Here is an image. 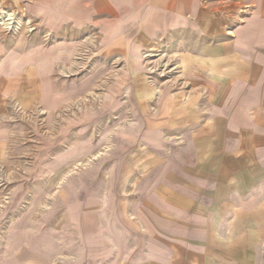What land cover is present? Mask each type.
I'll return each mask as SVG.
<instances>
[{
  "label": "crops",
  "instance_id": "crops-1",
  "mask_svg": "<svg viewBox=\"0 0 264 264\" xmlns=\"http://www.w3.org/2000/svg\"><path fill=\"white\" fill-rule=\"evenodd\" d=\"M30 1L49 43L0 61V264H264V0ZM62 84L81 183L44 204L9 121Z\"/></svg>",
  "mask_w": 264,
  "mask_h": 264
},
{
  "label": "rangeland",
  "instance_id": "rangeland-1",
  "mask_svg": "<svg viewBox=\"0 0 264 264\" xmlns=\"http://www.w3.org/2000/svg\"><path fill=\"white\" fill-rule=\"evenodd\" d=\"M30 2V0H20L18 4L17 0H0V61L16 60L18 56L22 55L24 50L25 53L28 52L27 50H32L33 45L48 46L49 37L43 33L42 29L38 26V21L33 20L27 10ZM3 70L7 69L0 68V92L6 91L10 86L4 82V78L2 77ZM58 76L61 77L62 83L69 77L62 72ZM59 91L61 93L59 92L54 100L48 102V107L52 112L43 113L42 111L39 118L33 119L30 117L24 122L16 118L9 121L10 127H12L9 134L11 135L10 140L14 141L13 145L16 147L15 149L18 152H22L26 148V151L31 156L40 152L41 172H48L50 170L56 173V175H40V186L46 190V196L42 199V201L44 200V204L54 195H61L60 197H63L67 193L70 194L71 190L69 187L66 188L67 190H64L66 184H73L72 191L75 192L79 191L78 187L81 183L80 175L61 174H63V171H66V168H77L79 166L76 164H66L64 155L70 145L74 146L80 141L81 132H69L67 127L69 125L68 121H70L71 108L74 110V115L77 119H80L82 104L81 102L77 104V101H73V103L71 101L66 102L63 84L59 88ZM84 106L86 107L87 105ZM88 106L89 108H94L95 101H90ZM89 134L94 135L96 133L90 132ZM37 146H40V148L38 149ZM80 150V147H76L73 149V154H80ZM29 181H26V184H29L27 183ZM49 187L54 188V190L51 196L47 197ZM30 190H32V185H30Z\"/></svg>",
  "mask_w": 264,
  "mask_h": 264
},
{
  "label": "bare ground",
  "instance_id": "bare-ground-1",
  "mask_svg": "<svg viewBox=\"0 0 264 264\" xmlns=\"http://www.w3.org/2000/svg\"><path fill=\"white\" fill-rule=\"evenodd\" d=\"M10 20V19H9ZM4 21H5V19H4Z\"/></svg>",
  "mask_w": 264,
  "mask_h": 264
}]
</instances>
